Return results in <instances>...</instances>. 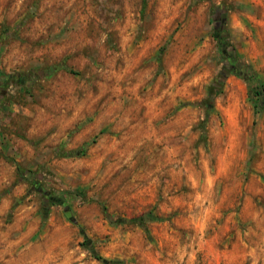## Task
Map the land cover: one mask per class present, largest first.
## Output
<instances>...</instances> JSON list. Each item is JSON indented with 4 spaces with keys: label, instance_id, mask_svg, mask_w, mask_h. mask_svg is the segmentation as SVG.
<instances>
[{
    "label": "rangeland",
    "instance_id": "obj_1",
    "mask_svg": "<svg viewBox=\"0 0 264 264\" xmlns=\"http://www.w3.org/2000/svg\"><path fill=\"white\" fill-rule=\"evenodd\" d=\"M0 264H264V0H0Z\"/></svg>",
    "mask_w": 264,
    "mask_h": 264
},
{
    "label": "trees",
    "instance_id": "obj_2",
    "mask_svg": "<svg viewBox=\"0 0 264 264\" xmlns=\"http://www.w3.org/2000/svg\"><path fill=\"white\" fill-rule=\"evenodd\" d=\"M221 37H219L218 39H220ZM226 43V42H225ZM209 87V90L211 89V86H208Z\"/></svg>",
    "mask_w": 264,
    "mask_h": 264
}]
</instances>
